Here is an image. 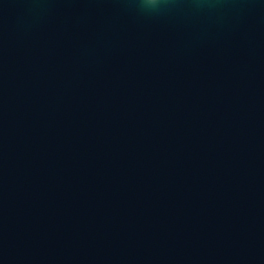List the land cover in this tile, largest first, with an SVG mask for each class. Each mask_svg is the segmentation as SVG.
<instances>
[{"label":"water","instance_id":"95a60500","mask_svg":"<svg viewBox=\"0 0 264 264\" xmlns=\"http://www.w3.org/2000/svg\"><path fill=\"white\" fill-rule=\"evenodd\" d=\"M0 264H264V0H0Z\"/></svg>","mask_w":264,"mask_h":264},{"label":"clouds","instance_id":"9594fccd","mask_svg":"<svg viewBox=\"0 0 264 264\" xmlns=\"http://www.w3.org/2000/svg\"><path fill=\"white\" fill-rule=\"evenodd\" d=\"M148 4L155 5L157 0H146Z\"/></svg>","mask_w":264,"mask_h":264}]
</instances>
